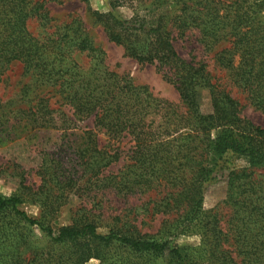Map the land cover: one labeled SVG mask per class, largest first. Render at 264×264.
<instances>
[{
  "label": "trees",
  "instance_id": "16d2710c",
  "mask_svg": "<svg viewBox=\"0 0 264 264\" xmlns=\"http://www.w3.org/2000/svg\"><path fill=\"white\" fill-rule=\"evenodd\" d=\"M117 1H150L146 15L129 21L111 14H97L96 20L108 41L121 46L137 64L163 72L186 104L185 118L146 87H136L129 78L109 71L104 52L92 45L80 22L62 29L68 34L38 41L25 23L36 17L46 25L47 13L32 0H0V76L10 64L20 63L40 87L56 89L66 108L54 109L46 96L38 98L37 105L22 112L0 138L3 146L36 132L53 131L61 137L43 155L38 189L25 187L27 194L0 196V216L24 231L36 228L48 244L63 252L35 251L25 258L18 253L9 264H85L91 258L102 259L100 253L111 247L139 256L168 255L167 264H236L233 254L240 264H264V180L252 179L242 170L228 171L226 231L215 215L202 208L204 185L225 156L235 155L252 168L264 169V128L241 119L237 103L217 90L205 65L182 59L171 38L172 31L179 37L194 31L205 51L222 46L214 55L215 64L246 94L250 105L264 113V0H175L173 9L156 19L150 15L155 12L152 7L165 0ZM77 53L90 60L88 68L78 65ZM201 90L210 95L211 113L200 110L196 97ZM85 120H90V127L79 129L77 122ZM99 135L114 142L128 138L134 144V172L130 166L119 175L101 172L117 161V148L100 147ZM160 180L178 207L180 200H186V222L179 231L198 232L202 249L198 258L172 246L171 240L160 243L126 236L117 225L118 217L105 222L84 207L75 212L70 225L59 228L51 227L44 215L37 220L18 209L24 197L52 212L57 201L73 192L83 201L103 191L121 197L145 194ZM101 223L106 234L97 232ZM4 224V230L11 227Z\"/></svg>",
  "mask_w": 264,
  "mask_h": 264
},
{
  "label": "rangeland",
  "instance_id": "374dc122",
  "mask_svg": "<svg viewBox=\"0 0 264 264\" xmlns=\"http://www.w3.org/2000/svg\"><path fill=\"white\" fill-rule=\"evenodd\" d=\"M174 1L165 0L163 4L160 2L154 5L152 9L155 12H150V15L156 19L161 13L170 11L174 7ZM32 2L47 13L50 21L43 25L36 17L28 18L25 26L31 37L38 41L55 38V33L68 34L67 29L62 32L64 27L80 22L92 45L104 52L105 65L109 71L129 78L136 87H146L153 97L170 103L178 115L183 118L187 116L186 104L180 98L176 87L165 79L163 72L155 66L137 64L125 54L121 46L108 41L103 27L96 20L97 14H111L119 21H129L135 16L146 15V7L149 6L150 1L140 4L121 3L117 0H32ZM149 19H152V16ZM171 38L174 49L182 59L205 65V70L212 77L217 90L227 93L237 103L241 119L255 127L264 128V113L255 110L246 94L235 88L226 74L215 64L214 55L222 46H215L212 50L205 51L199 42L198 34L194 31L187 32L182 37L172 31ZM74 58L80 67H89L90 60L83 54H74ZM55 91L56 89L40 87L35 83L34 78L24 73L20 63L10 64L0 76V138L5 137L22 112H28L37 105L38 98L46 96L52 108L66 111V108L60 105ZM196 98L203 114L212 112L207 90H201ZM77 127L79 129L90 127V120L77 122ZM60 138V135L53 131L36 132L0 146V196L10 198L27 194L25 187L36 191L41 184L39 168L42 165L43 155L51 151L59 143ZM98 145L100 147L113 145L114 149L117 148V161L101 170L102 173L119 175L125 172L127 166L132 167L128 169L129 171H135V159L131 153L134 144L128 138L114 142L99 135ZM231 169L242 170L252 179L264 180V169L250 167L243 158L229 154L222 159L216 172L204 185L202 202L203 210L216 216L222 231L227 230L230 217V210L224 202L228 191L226 177ZM153 187L154 190L145 194L126 197L103 191L98 193L95 199L88 201L79 199L77 195H73V192L66 199L57 201L58 206L52 212L42 210L33 198L22 197L25 201L18 206V209L29 218L37 220L44 215L51 227L59 228L70 225L75 212L84 207L95 216H100L105 222L118 217L117 225L122 228L126 236L160 243L171 240L172 246L184 248L191 256L198 258L202 251L198 232L193 230L180 234L179 231L183 228L181 225L186 222V200H180L181 204L178 207L177 202H173L167 196L170 190L163 187L161 180L153 184ZM3 218L0 216V264H9L18 253L25 258L30 252L35 251L44 250L50 254L63 252V248L48 244L36 228H32V231H24L10 218H5V222L11 227L4 230L7 227ZM97 232L107 233L103 223ZM25 233L28 235L24 236ZM100 256L102 259L91 258L85 264H167L170 259L168 255L139 256L116 247L103 250ZM232 257L236 264H240V259L235 254Z\"/></svg>",
  "mask_w": 264,
  "mask_h": 264
}]
</instances>
